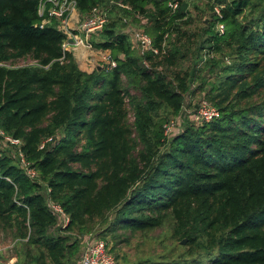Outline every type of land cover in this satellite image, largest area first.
I'll use <instances>...</instances> for the list:
<instances>
[{
    "label": "trees",
    "instance_id": "trees-1",
    "mask_svg": "<svg viewBox=\"0 0 264 264\" xmlns=\"http://www.w3.org/2000/svg\"><path fill=\"white\" fill-rule=\"evenodd\" d=\"M68 1L81 22L108 9L91 46L115 68L79 69L47 0H0V130L37 172L31 181L0 141V230L16 240L18 264H77L82 237L127 244L117 232L167 221L185 252L136 264H264V0H208V25L194 34L191 0ZM136 24L150 51L122 31ZM197 94L219 117L166 137Z\"/></svg>",
    "mask_w": 264,
    "mask_h": 264
},
{
    "label": "rangeland",
    "instance_id": "rangeland-1",
    "mask_svg": "<svg viewBox=\"0 0 264 264\" xmlns=\"http://www.w3.org/2000/svg\"><path fill=\"white\" fill-rule=\"evenodd\" d=\"M191 3L193 5H196L197 8H194L193 6H190L189 8L192 16V22L191 25L187 27V31L194 34L199 33L201 29L208 25L207 18L209 17V2L208 0H191ZM103 10H105L106 12L108 11L105 6H101L98 9V11ZM80 23V17L77 14L76 10H74L69 17L67 26L68 31H65L67 34V40L65 41L63 47L66 51L71 53L79 69L91 72L94 69H100L101 66H104L103 55L106 53H102L101 51L96 50L94 47L91 46V41L97 40L98 37H94L93 34L89 37H85L78 32L77 27ZM145 24L146 20L144 23L141 21L140 25L143 26ZM141 29L142 28H140L139 25L136 24L135 26H128L127 29H123L122 31L125 32L128 30L127 33H129L132 40V33L142 31ZM69 39H72L73 42L69 43ZM75 39H77L79 42L75 43ZM205 53L206 52H202V62L213 57L214 60L222 61L224 59L222 65H224L225 67L231 65L230 60H227L224 57L218 55L208 56L205 55ZM26 64H29L28 60L20 61L17 63L18 66ZM190 66V62L185 61L183 62L181 68L183 70H186ZM198 67H200V65ZM202 97V95L197 94L193 97L188 96L186 98L183 105L184 111L180 115V118L175 121L178 122V124L173 134H170V137L178 134L186 124H193L194 126H199L201 124L194 122V116L198 115L201 111H204L205 108H203L204 106L202 105H211L207 100H203ZM201 106L202 108L200 110H196L197 108L199 109ZM128 117L129 121L132 122L134 118L131 111L129 112ZM3 148L5 147L3 146ZM97 229H101V226H98ZM171 229V221H167L161 228L153 231L138 232L134 234H127L126 232L120 231L117 232V235H120V238L122 240H128L127 244H125L124 242L121 243L119 239L113 243L109 241L110 236L107 237L106 240L102 239L100 236H98V231H95L89 234L88 236L103 240L104 243H106L108 250L112 252L111 255L115 259V264H136L138 262L146 260H150L152 262H159L160 260L165 259L170 261L171 259L177 258V256H179L181 253H184L187 249L183 248V246L186 244L185 240L176 241V239H173ZM83 238L84 237L80 238L82 244L80 246L79 254L76 258L77 262L84 249ZM18 248L19 247H17L16 240H14V238L9 233L0 230V264H18V259L16 257V255L18 256ZM21 258L22 255H20L19 258L20 261Z\"/></svg>",
    "mask_w": 264,
    "mask_h": 264
},
{
    "label": "built area",
    "instance_id": "built-area-1",
    "mask_svg": "<svg viewBox=\"0 0 264 264\" xmlns=\"http://www.w3.org/2000/svg\"><path fill=\"white\" fill-rule=\"evenodd\" d=\"M51 7L48 10V16L50 18H55L58 20L64 31H68V21L71 13L75 10L74 2H70L68 0H47ZM169 6L172 9L177 7L176 0H169ZM216 14L219 15V8L214 9ZM44 12V6L41 5L39 8V14L42 15ZM105 13L103 11H98V9H94L92 11V15L82 21L78 27V32L85 36L89 37L90 35L94 34L101 30V28L105 24ZM143 23L145 20H141ZM47 21H43L42 25L46 24ZM216 30L219 33H223V26L217 25ZM132 40L133 44L139 48L141 51H150L151 50V40L150 38L143 32L137 31L132 33ZM75 43L79 41L77 39L74 40ZM103 64L107 70H111L116 67V63L111 59L108 54L103 55ZM203 108L204 111H201L198 115L194 116L195 123H209L219 117V113L216 108L212 105L204 104ZM202 106L196 110H200ZM184 109L182 110V112ZM181 112V114H182ZM180 114V115H181ZM180 115L176 118L171 119L165 126H164V134L166 137H170V134L176 130V126L178 122H175L177 119L180 118ZM200 124V125H201ZM0 141L7 146H11L15 148L16 152V159L18 162L19 168L24 172L25 176H27L31 181H36L37 179V172L36 170L30 165V163L26 160L24 154L21 152V142L18 139H14L8 135H6L2 130H0ZM53 139L48 138L46 139L40 146L43 148L45 144L52 143ZM49 209L51 212L57 217L58 219V226L65 228L66 225L69 223V219L62 210V208L54 203L48 202ZM82 254L78 259L77 264H115L114 257L109 253L106 244L103 240L92 238L91 236H87L84 240V247H83Z\"/></svg>",
    "mask_w": 264,
    "mask_h": 264
},
{
    "label": "water",
    "instance_id": "water-1",
    "mask_svg": "<svg viewBox=\"0 0 264 264\" xmlns=\"http://www.w3.org/2000/svg\"><path fill=\"white\" fill-rule=\"evenodd\" d=\"M68 42H69V43H72L73 41H72V39H69Z\"/></svg>",
    "mask_w": 264,
    "mask_h": 264
}]
</instances>
